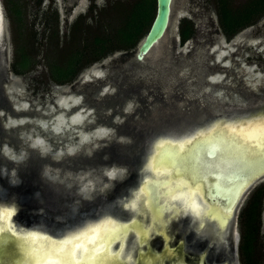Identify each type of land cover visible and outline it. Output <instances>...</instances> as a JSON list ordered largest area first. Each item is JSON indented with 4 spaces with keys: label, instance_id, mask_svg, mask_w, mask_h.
I'll return each mask as SVG.
<instances>
[{
    "label": "flooded vegetation",
    "instance_id": "obj_1",
    "mask_svg": "<svg viewBox=\"0 0 264 264\" xmlns=\"http://www.w3.org/2000/svg\"><path fill=\"white\" fill-rule=\"evenodd\" d=\"M35 1H37L38 8L42 5L45 7L46 13L50 12L55 15L58 25V4H63L64 19L67 21L82 0ZM86 1L88 3L86 11H77L74 21L80 17L86 20L87 16L100 14L112 0H102V3L100 0ZM104 4L106 5L104 6ZM74 21L70 25L65 24L64 34L68 35L71 32ZM213 42L214 40H211L210 45ZM2 47H0V203L11 208L14 207L15 214L10 215L14 226L21 227L20 230L24 231H28L25 229L29 228L36 229L55 239L77 232L74 237L82 236L86 232V228L89 230L97 226L94 227L92 226L94 223L88 224L87 222L98 220L104 216L105 218L114 217L115 220L127 223L138 220L137 227L143 233V237L139 234H136L135 237L133 234H129L121 252L124 254V250H126L124 256L127 254L128 256H119L120 264H137L140 260H146L149 264L153 260L159 261L160 264H243L241 243L244 225L241 214L257 193L256 220L251 221L255 228L253 233L256 236L252 241L250 258L252 264H264V179L256 183L245 197L241 198L236 207L234 205L231 208L220 198L209 197L208 190L205 189L204 205L207 208L214 205L219 220L216 222V220L210 221L205 218L202 229L200 220L190 209H180L178 212L171 210L172 213L162 209L158 216L151 219V215H140L141 205L138 210L133 206L134 200L138 197H136V187L144 183L140 181L144 162L154 140L161 137L162 133H167L164 129H170V125H172L170 123H174L173 126L186 127L192 120L203 119L202 116L206 113L219 114L217 111L220 108L213 106L211 101L201 105L192 99L184 101V106H182L179 102L184 96L175 95L168 100L160 98L162 105L159 107V112L152 111L148 105H145L146 108L142 109L134 107L135 110L128 114L123 111L127 105L128 93L137 92L138 88L134 86L123 88L122 85H117L115 103L119 107L113 109L108 120L98 117L97 121H88L83 125L73 123V133L75 134L72 139L68 135H63L55 143L54 148L43 152L40 147L33 146L28 137L22 139L19 136V127L24 124L6 125L10 120L8 114L17 115L24 110L14 107L21 100L20 97L13 100L9 98L11 92L7 90L12 79L9 77V64L5 61L4 48ZM198 73L201 74V77H206L209 71L201 68ZM206 83L208 85L218 84V82L213 83L208 79ZM103 87L104 85L100 84L91 95L98 94ZM196 89L199 90L200 86H197ZM219 89H212L211 93L222 98L227 94V98L230 99L239 93L237 88V90H232V93L224 92L218 95ZM88 105L94 104L88 99H84L75 105V111H67L68 119L79 111L77 110L79 107L82 106L84 109L80 110L84 111ZM117 113L125 114L128 117L120 123H115L114 118ZM42 116H46V114H42ZM38 120L42 122L43 119L39 116ZM100 122L113 125L112 133L101 139L92 136L93 140L81 139L80 130H83L84 134L87 131L95 132ZM5 131H10V136L15 139L11 141L15 142L13 145L15 155L5 151L6 140L3 137ZM26 131H29L28 126ZM80 139L82 142L79 141ZM97 140L104 141L101 147L96 148L94 145ZM68 142L78 143V145L69 151L67 149ZM59 148L63 149V153L54 154ZM22 149L26 152L24 155H21ZM246 197L245 204L242 205V201ZM128 203L133 208L128 207L130 206ZM16 208L19 209L18 212ZM157 221L161 223L157 224ZM221 222L225 224L223 225ZM103 225L107 226L108 224L106 222ZM13 236L10 237L16 241ZM70 238L64 240L68 239L71 242ZM12 244H10L9 260L16 261L17 258L21 260L23 255L17 243L12 242ZM117 246L116 248H118ZM255 260L257 262H254Z\"/></svg>",
    "mask_w": 264,
    "mask_h": 264
},
{
    "label": "rangeland",
    "instance_id": "obj_2",
    "mask_svg": "<svg viewBox=\"0 0 264 264\" xmlns=\"http://www.w3.org/2000/svg\"><path fill=\"white\" fill-rule=\"evenodd\" d=\"M136 1L112 0L107 5L104 4L106 6L100 14L87 16L86 20L77 19L78 27H87L89 31L87 34L90 35L92 31L98 29L99 25L103 24L106 25V32L111 34L123 14L127 13ZM244 1L246 0H232V4L235 6ZM1 2L3 11L1 33L4 35L0 36V47L7 46L9 77L12 79L7 91L11 92L10 99L21 98L14 107L24 110L17 115L8 114L10 120L6 125L24 124L19 127V136L22 139L28 137L31 144L40 147L43 152L54 148L55 143L63 135H68L72 139L75 133H73L74 127L70 120L77 114L82 116V120L78 123L81 125L88 121H97L98 117L108 120L113 109L119 107L115 103L117 85H122L123 88L130 86L138 88L137 92L128 93L127 105L123 109L128 114L135 110L134 107L142 109L146 108L145 105H148L152 111L159 112V107L162 105L160 98L168 100L175 95L184 96L179 102L182 106H184V101L189 99L196 100L201 105L211 101L213 106L220 108L218 113L228 112V116L264 105V16L228 39L219 27L216 12L217 0H173L169 29L165 37L144 59L138 61L135 55L150 25L145 27L136 45L127 52L121 49L115 50L83 68L71 82L57 84L48 77V62L51 58L57 59V57H51L48 54L52 50L56 53L65 50L63 48L68 45L69 41V35L64 34L65 24L70 25L75 20L77 11H86L87 1L82 0L67 21L64 19L63 4L59 3V24L57 26H55V15L50 12L46 13L42 5L38 8L35 0H1ZM149 4L150 0H138L136 8L140 11H148ZM14 5L21 8L20 20L13 12ZM182 19L193 23L196 34L180 43L179 31ZM46 22L48 26L44 31ZM28 33L34 34L30 42L37 50L33 58L38 63L27 74H15L11 71L15 48L18 45H25V48L31 46L25 40ZM211 40H214L212 45H210ZM200 67L209 71L206 77H201L198 73L201 70ZM207 79L213 83L218 82V84L208 85ZM100 84L104 85L102 91L91 95ZM197 86H200L199 90L196 89ZM215 88H220L218 95L224 92L232 93V90H237V88L239 93H236L233 99L227 98V94L224 98L216 97L211 93V90ZM84 99H88L94 105H88L84 111H82L84 109L82 106V108L79 107L77 109L79 111L68 119L67 111H75L74 106ZM62 100H67V104L63 105ZM76 100L78 102L75 103ZM98 113L101 115L99 116ZM39 116L43 119L42 122L38 120ZM59 117L63 119V122L55 131L53 128L58 123ZM126 117L128 116L125 114L117 113L114 122L120 123ZM216 118L218 117H210L209 122ZM27 126L29 131H26ZM98 126L95 132L87 131L86 134L80 130L81 139H84V136H86V141L93 140L92 137L101 139L107 137L114 129L113 125L105 122H100ZM10 134V131L3 132L6 140L4 147L5 150L15 155L13 146L15 142H11L14 138ZM182 135L184 136V132L179 134V136ZM81 139L80 142H82ZM103 143V140H97L94 145L98 148ZM77 145L78 143L70 142L67 149L71 151ZM25 153L22 149L21 155ZM58 153H63V149L59 148L54 154ZM147 167L149 168L148 165ZM217 185L221 188L219 184ZM247 197L242 201V205L245 204ZM103 218L105 216L100 219ZM100 219L87 223H94L92 225L94 227L106 223V220L100 221ZM25 230L36 231L32 228ZM77 233L67 235L65 238H73Z\"/></svg>",
    "mask_w": 264,
    "mask_h": 264
},
{
    "label": "snow or ice",
    "instance_id": "obj_3",
    "mask_svg": "<svg viewBox=\"0 0 264 264\" xmlns=\"http://www.w3.org/2000/svg\"><path fill=\"white\" fill-rule=\"evenodd\" d=\"M240 138L246 145L245 152H251L254 149L260 150V157L264 159V120H262L259 135L240 133ZM191 141L181 151L180 148H173L170 144L158 148V155L155 158L154 169L157 172L172 170L171 175H165L159 179H153L142 185L143 194L139 197L141 204L140 215H151L153 218L158 216L164 208H170L173 211L178 209V205L172 203L173 200H184L191 211L200 220V228H203V221L207 218L210 221L217 220V209L214 205L208 207L203 212L200 211L196 202V194H201V199H206L205 189L212 187L208 184L209 177L216 176L218 164L216 161L209 160V157L215 155L216 150L212 152L191 151ZM248 167V159L245 153H241L231 160L226 171L231 172L234 168L244 170ZM113 175L115 173H112ZM151 200V208L146 207ZM18 212L19 209L16 208ZM12 213L0 205V264H45L52 259L59 264H120L118 250L115 255L110 254L113 243L119 242L120 249H123L124 241L129 234L143 233L138 229L139 221L133 220L131 223H119L114 217H109L107 228L100 227L87 230L82 236H77L74 243L65 246L51 237L39 241L40 252L33 254L37 247V242L29 238L27 240H18V243L24 247L27 259L18 261L6 260L4 258V241L8 239L7 227L2 217H7ZM161 223L160 221L156 222ZM83 245L84 255L80 261L73 259V251L76 247ZM104 247L102 253L97 254L96 249ZM137 264H149L146 260H140ZM151 264H160L153 260Z\"/></svg>",
    "mask_w": 264,
    "mask_h": 264
},
{
    "label": "trees",
    "instance_id": "obj_4",
    "mask_svg": "<svg viewBox=\"0 0 264 264\" xmlns=\"http://www.w3.org/2000/svg\"><path fill=\"white\" fill-rule=\"evenodd\" d=\"M137 1L127 13L123 14L122 19L111 34L106 32V25L101 24L97 30L92 31L88 35V28H79L77 21H75L72 25L71 32L68 34V45L63 48L65 50L59 53L52 50L49 54L47 53L48 56L57 57V59L51 58L48 62V77L57 84L71 82L83 68L100 60L109 53L119 49L127 52L134 47L145 27L151 24L150 22H152L156 9L155 0H150L148 11L137 10ZM216 9L219 27L222 33L229 39L241 29L254 24L264 16V0H246L235 6L232 4V0H217ZM13 12L17 14V19L20 20L22 16L21 8L18 5H14ZM82 19L80 17V20ZM55 22L57 23L56 18ZM47 26L48 22L45 23L44 31ZM179 34L180 43L194 36L196 30L193 23L187 19H182ZM33 37L34 34L28 33L25 39L31 45V48H25V45H18L15 48L14 58L11 63V71L15 74H27L38 63L33 58L37 52L35 45L30 42ZM257 196L256 193L253 201L245 207L241 214V220L244 225L241 243L243 264H252L250 255L253 246L252 241L256 235L253 233L255 228H253L251 221L256 220ZM254 262H257V260Z\"/></svg>",
    "mask_w": 264,
    "mask_h": 264
},
{
    "label": "bare ground",
    "instance_id": "obj_5",
    "mask_svg": "<svg viewBox=\"0 0 264 264\" xmlns=\"http://www.w3.org/2000/svg\"><path fill=\"white\" fill-rule=\"evenodd\" d=\"M1 23H2V10H1ZM74 102L76 103V102H78V100H76ZM66 104H67V100L63 101V105H66ZM81 120H82V116L80 114H77L70 121L72 123H79ZM262 120H264V114H262V113L260 115H255V116H251V117H248V118L229 119L228 121L221 122V123H220V120H216L215 122L210 124L207 128H204V129L201 128V129L195 130L194 132H192V133H190L188 135H184V136L182 135V136H178V137H162V138L158 137L152 143V146L150 148L151 151L150 152L148 151V154H146V159H145V162H144V169H143L142 177H141L140 181H143L144 183H142V184H145L148 181H151L153 179H159V178H162L165 175H171L172 174V170H170V169L167 170V171H160V172H157L154 169V162H155L156 156L158 155V148L159 147L167 146V145L170 144L173 148H177L178 147V148L181 149V151H183L185 149V146L188 145V142L191 141V146L190 147H191V151L192 152H199V153L203 154L207 150L210 151V152H212L213 150H216L215 155L213 157L209 158V160L216 161L217 164H218V170H217V173H216V175L218 176V180H216V182H217L216 184H219L221 186V188L218 187L217 191H219V192L224 191V188H223L224 185H225L224 183H226L227 182V178L230 177L231 178L230 182H232V184H233V186L230 188V189L233 190L232 195L233 194H239L240 189H243L245 184H247L252 178L257 176L259 173L262 172V170H264V159H261V157H260V150L259 149H254L251 152H245V149H246L247 146L244 145V142L240 138L239 134L240 133H244V134H252V135L258 136L259 135V128H260ZM62 122H63V119L61 117H59L58 118V123L54 126L53 130H55V131L58 130L60 128L59 126L62 125ZM85 137L86 136H84V138ZM5 151L6 152H10V151H7V150H5ZM6 152H5V154H6ZM241 153H245L246 158L248 159V167L246 169H244V170H241L239 168H234L231 172L226 171L227 167L231 163V160L234 157H236L237 155L241 154ZM147 165L149 166L150 169L147 167ZM146 167L149 170H147ZM236 176H238V177L239 176H243V178H244V183L241 186H239L237 189H235L236 188L235 182L231 181L233 179V177H236ZM209 179H210V177H209ZM142 184H141V186L138 185L136 187V191H137L136 197L138 196L137 199L134 200L135 197L133 198V200H134L133 206L136 208V210H138L139 206L141 205L139 197L143 194ZM196 202L199 205V209H200L201 212L204 211L207 208V206L204 205L203 199H201V194L199 192H197V194H196ZM129 203H131V202H129ZM172 203L178 205V209H177V211L175 210V212H178V210H180V209H183V210L184 209H187V210L190 209L188 207V205L185 203V201L182 200V199L181 200H173ZM0 205H4V203H0ZM128 207H132V205H130ZM146 207H148V208L151 207V200L148 201ZM5 208L7 209V211L15 214L14 207L11 208V207H6L5 206ZM227 209H228V207H227ZM171 210L172 209H170V208H164L163 209V211H165V212H171ZM175 212H173V213H175ZM224 214H225V210H224ZM170 215H169V217H171ZM162 218H167V217H162ZM151 219H152V216H151ZM101 220H106L105 222H108L109 221V217L101 219ZM217 220H219V219H217ZM217 220H216V222H217ZM4 221L6 223L8 235L9 236H13L14 235L13 237L16 239V241L21 240V239L27 240V239L31 238V239H33L34 241L37 242V247L34 249L33 254L39 253L40 250H41L40 246H39V241L45 239L46 237H51L52 239H54L51 235H48V234H45V233H41V231H37V230L35 231L34 230V231L31 232V231L20 230L21 227L18 228V227L13 225L14 223H12V221L10 219V215L5 217ZM116 221L119 222V223H127V222L119 221L118 219ZM161 221H164V220L161 219ZM221 221H222V219H221ZM224 222H226V221H224ZM221 223L223 225L225 224L223 222H221ZM103 224L104 223L100 224V226H102ZM220 224H219V226H220ZM105 226L103 225V227H105ZM107 226L105 228H107ZM95 228L99 229L100 227H95ZM81 230H82V228H81ZM157 231H160V230H157ZM76 237L70 238L71 242H69L68 239L64 240L65 237H60V238L57 237L54 240H57V241L61 242L64 246H66L64 249H61L63 251V250H65L67 248V246L69 244L74 243ZM144 239H146V238H144ZM137 240H139V237H137ZM125 242H126V240L124 241V246H125ZM14 243H15V241H14ZM6 244H7V242H4V254H10V252L7 250L8 245H6ZM117 244H119V242H116V243L112 244L111 249H110V254L111 255H115L118 250L120 251V253L122 252L123 249L122 250L120 249V244H119V246H117ZM14 245H16V244H14ZM17 245H18V248L20 249V251L22 252V255H23L22 259H27V256L25 255L24 247L22 245L18 244V243H17ZM116 246L118 248H116ZM124 246H123V248H124ZM103 251H104V247L103 246H101L100 248L96 249V253L97 254L102 253ZM125 251L126 250H124V254H126ZM133 251H134V249H133ZM128 253H130V252H128ZM84 254L85 253H84L83 245H81L79 247H76L74 249V251H73V259L75 261H80ZM124 254L121 253L119 256H121V255L124 256ZM125 256H128V254L125 255ZM121 260H123V259H121ZM130 261H133V260L130 259ZM45 264H59V262L58 261H54L52 259H49L48 261L45 262Z\"/></svg>",
    "mask_w": 264,
    "mask_h": 264
},
{
    "label": "water",
    "instance_id": "obj_6",
    "mask_svg": "<svg viewBox=\"0 0 264 264\" xmlns=\"http://www.w3.org/2000/svg\"><path fill=\"white\" fill-rule=\"evenodd\" d=\"M155 14L152 19V22L149 26L148 31L146 32L144 38L141 40L137 47V52L135 55L136 60L141 61L146 57L149 53L153 51L155 46L165 37L169 26L171 24V16H172V10H173V0H155ZM1 10H2V2L0 0V36H3L4 34L2 32L3 28V11H2V23H1ZM4 54H5V61L8 62V51L7 46L4 47ZM247 110V111H246ZM244 112H238L235 114H232L228 116V112L225 114L219 113V114H208L202 116L203 119H195L189 122L186 127H179L177 125L173 126L174 123H170L172 125L170 129H164L167 131V133H162L160 136L162 137H177L179 134L184 132V135H188L195 130L198 129H204L207 128L210 124L215 122L216 120H220L221 122L228 121L229 119H239V118H248L255 115H260L261 113L264 114V105L257 109H246ZM218 117L214 119L213 121H210V117ZM173 126V127H172ZM183 128V129H182ZM163 131V130H160ZM159 132V131H158ZM210 152V151H206ZM214 155L210 156L209 158L213 157ZM230 177L227 178V182L224 183V191L219 192L217 191L218 185L216 184V180H218V176L210 177L208 180V184L212 185L210 188H206L208 190V195L211 198L218 197L222 201H224L225 204L229 206V208L233 207L234 205L237 206L241 198L250 190L256 183L260 182L264 179V170H262L261 173H259L257 176L252 178L247 184L244 185L243 189H240L239 194H233V190L230 189L233 184L230 182ZM231 181H234L236 184L237 189L239 186H241L244 183L243 176H236L233 177ZM239 190V189H238ZM237 190V191H238ZM9 239H5L4 242H7L6 245H8L7 250L11 252L10 250V244L13 241V239L8 235ZM9 254H4V258L6 260H9L10 258ZM19 258L16 259L18 261Z\"/></svg>",
    "mask_w": 264,
    "mask_h": 264
}]
</instances>
